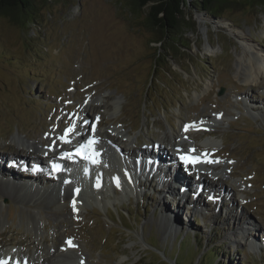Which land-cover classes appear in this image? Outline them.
<instances>
[{"label":"rangeland","instance_id":"rangeland-1","mask_svg":"<svg viewBox=\"0 0 264 264\" xmlns=\"http://www.w3.org/2000/svg\"><path fill=\"white\" fill-rule=\"evenodd\" d=\"M188 2L190 27L173 51L167 43L153 41L155 34L126 0H34V14L26 24L0 17L1 160L11 156L33 166L30 156L18 153L19 144L57 155L62 143L86 137V118L92 121L90 130L100 133L90 148H95L101 168L119 166L107 133L127 137L136 149L130 154L134 158L162 153L166 162L158 167L174 168L162 170L163 182L153 176L130 190L116 189L122 196L106 206L92 196L90 182L78 179L88 195L76 193L74 179L66 177L71 167L50 180V165L39 156L40 172L14 174L53 182H41L30 192L0 185L1 249L8 246L23 262L56 255V246L64 241L72 246L63 252L73 250L87 264H209L200 259L207 251L213 254L211 264H264V76L254 86L235 76L242 40L264 54V5L224 8L214 17ZM159 51L160 64L155 65ZM104 102L108 107L88 109L85 118L79 114L88 103ZM214 114L221 117L217 126L194 125ZM100 119L104 124L96 127ZM65 125L71 136L62 140L59 132ZM179 128L192 129L195 139ZM172 130L175 138L170 137ZM208 136L219 140L217 146H203ZM46 138L49 145L41 144ZM161 138H170L168 143L187 139L199 145L197 153L211 154L219 163V173L209 169L219 174V182L201 183V189L222 193L207 200L213 203L209 207L205 194L196 199L199 194L193 196L191 190L184 193L186 198L176 192L178 174L193 190L199 175L175 167L177 152L166 143L157 145ZM9 143L11 150L4 147ZM77 164L86 174L98 167ZM196 200L202 206L194 208ZM66 255L58 256L59 264L69 263Z\"/></svg>","mask_w":264,"mask_h":264},{"label":"bare ground","instance_id":"bare-ground-1","mask_svg":"<svg viewBox=\"0 0 264 264\" xmlns=\"http://www.w3.org/2000/svg\"><path fill=\"white\" fill-rule=\"evenodd\" d=\"M238 74L243 76L244 84L250 85V86L258 85L260 83L259 82V78L261 76H264L263 75L264 74V54L261 53V51L255 46L254 43L250 42L247 39L242 40L241 52H239V55H238L237 71H236L235 76H237ZM95 88H98V87H95ZM247 97L251 99L250 92H249V95H247ZM104 98H106V100L107 99L109 100L111 97L108 94V95H105ZM88 104H90V103H88ZM88 104H87V106L85 105V107L83 106L84 108H82V112L79 111V114L83 115L84 118H85V114L87 116L88 109H98V108L102 109V108H105L107 106V102H104L101 106L100 105L96 106V105H92V104L88 105ZM89 111H91V110H89ZM98 115H99V113H98ZM217 116H218V114H216V115L214 114V116H209L208 115L207 118L198 119L196 121V122H198L197 124H195L194 122L193 123L197 127L201 126V125H204L205 122L206 123L213 122L214 125L217 126V124L221 121L220 115H219V118ZM83 117H82V119H84ZM84 120H86V122H87V124H86V137H83L82 136L83 134H82V135H80V137H79V139L77 141L78 145L80 146V144H81V146H82V148L81 147L78 148L80 155H83L84 150H86V146L88 145V143L85 142V138L88 137L89 143L91 142L93 144V139H95L96 136L100 135V133L94 134V131L90 130V124L92 123V121L89 122V121H87L86 118ZM81 121L82 120H80V122ZM101 124H104L103 119H100V120L96 121V127H99ZM194 125L192 124L191 126L193 127ZM206 125L207 124H205V126ZM58 127H57V129H59ZM61 127H63V126H61ZM93 130H95V129H93ZM173 131L174 130H172V132L170 133V137L171 138H175ZM179 131H181V133L186 135V136L189 134L190 136L188 135V137H187L188 139L190 137L195 139V137L193 135L195 132L192 129L179 128ZM179 131L177 130V136H178V134H180ZM97 132L98 131H96L95 133H97ZM196 133H197V131H196ZM37 134H38V132H37ZM104 134L105 133H103L102 135H104ZM119 134H120V132H119ZM29 135H27V136H29ZM105 136H106L107 140L109 139L110 146L113 149V155L116 157V159H117L116 161L119 164V166H117L115 168H111V167L110 168H101V166H98V167L94 168V172H93V168H91L90 170H92V171H90V173L87 172V174L85 173L84 175H82V171H81L82 167L81 166H78L77 163H75V164H73V163L71 164L70 163L69 164V162H67V161L64 162V163L60 162L57 158H55V154H54V152L52 150H49V149L43 150L42 148H41L40 151L37 150V149L36 150H29V149L25 150L24 148L26 146H23L24 144H19L17 146H22V147L19 148L18 153L30 156L31 159H33L34 166H28L29 168H27V165H25V163L23 161L15 160V157H11V156L10 157H8V156L3 157L4 163H3V159L2 160L0 159L1 160V168H3V169H0V185H2L5 188H12L13 190L16 189L17 191H21V190L25 189V191L30 192L31 190H34L35 188H40L41 187L40 186L41 182L42 183L43 182L45 183L46 181L47 182H53V181H49V179H47L46 181L45 180H40V178L35 176V174L33 176L29 175L27 177H22V178L19 177V176L17 177L14 174L17 170H20V171H22L25 174H30V173H34L36 171H39L41 169V164H38L36 159L39 156H41L46 161H49L50 163H53L52 165L54 167H52L50 165L49 170L46 169L47 173H49V174L54 176V177L51 176L52 178L50 180H54V178H56V177H57V179H59L61 177V175L64 173V172H62L63 170L62 171L59 170L62 165H65L67 167H71V169H70L71 171L68 170L69 173H68V171L66 169H64V170L67 171V176L66 177L74 179L72 181V183H75V184H73V188H74V190H76V193L80 197L82 195H85V194L88 195L87 193L84 194L82 192V190L80 189V186H83L82 185L83 183H78V181H77L78 179L81 180L82 182H90L91 186L89 187V191L92 194V196H95L94 197L95 200H98V201H100V203H104L106 206H108L107 202H110V204L114 203V200H116V199H118V198H120L122 196L121 193L116 192V189L119 190V192H121V191L124 192L126 190H130L131 186H136L138 182H143V181H145L144 179H147L148 177L152 178L153 176H156L157 181L159 180L160 182H163V180H165V174L162 175L164 173L162 170H164V171L166 169L174 170V168L171 167L170 165L168 167H166L165 169L161 168V167L160 168L158 167L160 164H164L166 162L165 157H164V155L162 153H155L154 156H152V157L145 156V157H142V158H139V157L138 158H134L130 154L133 153L136 149L131 146V142H129L127 137H122V136L117 137L114 134H110V133H107V135L105 134ZM31 137H32V135H31ZM98 137L100 138V136H98ZM64 138H67L66 135H65ZM169 139L167 140V139L161 138L157 142V145H160L161 144L160 142H162L164 144L166 143V145H169V146L173 147V151L177 152L173 161H175L178 164L180 162H182V164H184V166L187 167L188 171L184 172V174L188 173V174L194 175V176L195 175H199V180L200 181H197V184H201L202 181L205 180V179L207 180L208 185L209 184H215L216 181H218L219 174H214L213 171H212L213 172L212 173L209 170V169H211V170L216 171L215 173H219V172H217V170H218L217 165L219 163L216 162V160L213 161V158L211 157L212 156L211 154H209V155L207 153L201 154V153H196V152L191 151L193 147H195L196 149H199L198 148L199 145H198V147H196L194 144H192L189 141H187V139L180 140L179 142H176L175 139H174L173 143L166 142V141H169ZM50 141L51 140L49 138H46V139H43L41 141V144L46 143V142L50 143ZM100 141H101V139H100ZM187 142H188L189 145H187ZM217 142H219V140ZM217 142H215L214 137L213 138L209 137V138H206L203 146L204 147H207V146H210V145L217 146V144H216ZM49 143H48V145H49ZM66 143H68V142H66ZM66 143L65 142L62 143L60 145V147H57V149L61 150L62 152H63V150H68L69 148L65 145ZM94 144L96 145L97 143H94ZM117 144L120 145V146L122 144L124 146L121 148ZM45 145L47 146V144H45ZM79 146H76V147H79ZM110 146H109V148H110ZM4 147H6V149L8 148V150H11V149H9L10 148V143H9V145L5 144ZM4 147H2V148L4 149ZM54 147H55V145H54ZM172 147H171V149H172ZM158 148H160V146H158ZM72 149H74V148H72ZM180 153H182L183 156L181 155V157H180ZM60 154H61V152H60ZM141 154H139L140 157H141ZM156 156H158L159 159L155 158ZM102 157L103 156H101V158ZM95 158L97 159V157H95ZM201 158L205 160L203 163H200L201 162L200 160H202ZM207 158H212V160H210V159L208 160ZM194 160H195L194 164H197V165H193V161ZM97 161H99V158H98ZM65 163L69 164V165H66ZM83 163H84V165L86 163H87L88 166L90 165L88 160L84 161ZM23 166H26L25 170L32 169L31 172L23 170ZM204 166H208L207 170L202 169ZM191 169H192V171H191ZM189 170H190V173H189ZM155 171H158V172H155ZM71 172H74V173L71 174ZM224 174H226V172ZM36 175H38V174H36ZM158 176H161V177H158ZM194 176H193V178H194ZM37 178L39 179V181L37 180ZM142 178H144V179L140 180ZM129 181L132 182V183H130ZM66 184H69V182L67 181ZM62 185H64V184H61L60 188L65 189L64 187H62ZM197 186L198 185H196V187ZM15 187H19V188H15ZM138 187H141V183H139ZM173 187H174V189L176 188V190H177L176 192H178L184 198H186V195H184V193H187L189 190L192 191L191 194L193 196H194V194H195V196H197V194H199L196 199H199V197L201 195L205 194V188L201 189L199 192L196 193V188L193 190L192 189V184L190 182H188V181L185 182L182 179V177L180 176V174H178L177 177L175 178V183H173ZM211 190H213V189H211ZM0 191H4V190H0ZM39 191L40 190H38L37 192H39ZM65 191L67 192L69 190L65 189ZM65 191H63V194L65 193ZM73 194H70L71 197H72ZM136 194H137V192H136ZM139 194H142V192H140ZM219 194H222V193H220V192L214 193L213 192V196L214 197L218 198ZM241 194H242V192H241ZM60 195H61V192H60ZM64 197L66 198L67 194H64ZM105 197H107V198H105ZM202 204L203 203L201 201L196 200L194 208L200 207V206H202ZM62 242H63V244H62ZM62 242L58 246L55 245L56 248H57V250L54 248L55 252L57 251L55 253L56 255H53V254L48 255L46 257V259L44 258V260H41L39 262L36 261V260L35 261L31 260L29 257H28L29 259L26 262H23L24 261V259H23L24 257L22 258V257L19 256L20 257L19 258L18 257L19 254L17 252H12L11 250L8 249L9 248L8 246H7L8 248L6 246H4L2 249L0 248V261L6 262V264H23V263L24 264H39V263L40 264H44V262H47L45 264H59L58 262H60L62 260H60L58 256H60V255L63 256L65 254H68V255H66L67 259L69 258L67 260V261H69L68 264H87L86 258H85V262H80L81 257H79V256L76 257L74 255V251L73 250H69L68 249L67 253H64L63 251L66 248H68V246H70V245L72 246V242H64V241H62ZM46 253L48 254V252H46ZM41 254H38V255H41ZM45 254H44V256H45ZM74 257L76 258V261H74ZM38 259H40L39 256H38ZM65 263L66 262H63V264H65Z\"/></svg>","mask_w":264,"mask_h":264},{"label":"trees","instance_id":"trees-1","mask_svg":"<svg viewBox=\"0 0 264 264\" xmlns=\"http://www.w3.org/2000/svg\"><path fill=\"white\" fill-rule=\"evenodd\" d=\"M191 2L193 8L206 11L214 17L224 8L264 5V0H191ZM126 3L131 12L140 19V23L155 34L154 42L161 45L167 43L169 51L178 49L184 29L190 27L186 17L188 0H126ZM34 6V0H0V17H8L11 22L23 25L34 14ZM161 55V51L157 52L155 65L160 64ZM202 257L211 264L213 254L210 251L202 254L200 259ZM174 262H178L177 257L174 258Z\"/></svg>","mask_w":264,"mask_h":264},{"label":"snow or ice","instance_id":"snow-or-ice-1","mask_svg":"<svg viewBox=\"0 0 264 264\" xmlns=\"http://www.w3.org/2000/svg\"><path fill=\"white\" fill-rule=\"evenodd\" d=\"M208 199H210V200H216L218 198L217 197H214V196H209ZM0 264H6V262L0 261Z\"/></svg>","mask_w":264,"mask_h":264}]
</instances>
